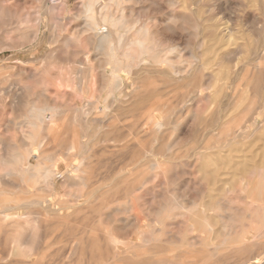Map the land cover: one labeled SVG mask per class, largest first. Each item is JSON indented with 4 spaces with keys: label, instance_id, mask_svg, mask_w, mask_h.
<instances>
[{
    "label": "bare ground",
    "instance_id": "1",
    "mask_svg": "<svg viewBox=\"0 0 264 264\" xmlns=\"http://www.w3.org/2000/svg\"><path fill=\"white\" fill-rule=\"evenodd\" d=\"M82 1H83V3L81 4L82 7L80 6L82 8V11L78 14V16L75 15L81 20V22L76 25H73L72 28H70V34L68 36H65L63 35V33H60L59 32L60 28L54 24L52 26H48V27L46 26L47 30L44 31L42 35L38 34L37 32L34 35H29L28 33H25L24 36L26 42L25 41L24 42L29 43L30 45L37 42L38 47L32 48L31 49L33 51V52L31 51L32 53H34L35 50L36 51L39 50L41 52V50L39 49L40 47L39 45L44 42H46V44L50 45V47L55 50L61 45L70 48V45L72 43L77 44L78 45L77 48L75 47L74 49L73 47H71L74 49L71 52L73 53L74 57L75 56L83 57L84 62L86 64L85 66H82L80 68L81 70L85 71V76L81 81V85L74 84L71 79H69L68 81L58 80V83L57 82L56 83L58 85H64L65 88L72 89L75 92L80 90L86 96H94L96 97L95 100L89 99L84 107H77L71 114L68 112L72 116H70L68 113L63 111L62 107L59 104L57 103L53 104L52 102H50L46 98V95L44 93L41 94L39 93L40 99H38L37 101L34 100L35 98L32 100L29 94L28 96L30 98L27 96L28 98L27 100L18 101L19 98H17V95L19 96L21 94L20 92H19L20 94H18V88L20 86L10 84V78H9L10 72L5 70L3 71V68H1L0 70V127L1 129L3 128L2 133H0V166L1 169H3L2 172H0V230L3 229L1 228L3 226L4 227L13 226L15 228L14 230L13 229L11 230L5 229V230L8 232L11 231L15 232L18 231L19 228L21 227L20 222H22V219L25 220L24 221L25 226L31 224L32 223L31 220L33 219L35 229H37V231H40L43 228L42 226L43 220H41V212L39 213L37 211H34V208H43L46 214H52V215H57L59 213L62 214V212H59V210L70 209L72 206L70 204L71 201L69 202L61 198L54 200L55 193H57L61 189L71 190L70 188H74V187L91 189L92 187H95L97 184L103 186L105 185L107 187L113 185L111 189L116 187L115 189L117 190V192H119L120 190L118 191V189L121 187L120 184L125 183L127 187L126 188L127 191L125 194V201H126L125 212H128L130 210L129 207L131 206L134 210L140 213L141 211H139V205L137 203L138 194L136 193L143 191L152 180L150 177L147 176V173L155 172L158 175H162L165 178L163 182L165 181L169 183L166 177L167 176L166 173L169 171L166 172L164 170V165L166 163L164 164V162L162 161L153 160L149 162L148 167L146 168L144 167L145 168V171L143 169L144 175L140 178H137L134 175V171L135 169L137 170V168H135L132 165V162L135 160V159L133 160V157L135 156L137 151L138 152L140 151L142 153L143 149L144 150L146 149V145L144 141L146 140V138L148 137L149 139L153 138L150 139L152 141V144L158 143L160 138H162V136L167 131L170 132L169 130H172L173 133H175L181 129V127L184 125V123L187 120H189V124H190V120L195 121V119L199 115L198 112L195 111L196 109H194L196 103L195 98L197 95H201L206 103L205 109L207 112L205 113V115L209 114L208 115L210 117L209 127L211 128V143L208 141L206 144H204V146L206 151L212 149V161L209 156V158H207L209 161L207 160L205 161V163L208 164V162H212L214 165V167L212 166L213 168H211L213 169L212 174L211 173L210 174L213 175L212 181L214 180V186H215L214 190L218 191V194L214 196L216 197L218 196L217 197L218 199L215 202V205H213L212 203L209 206V204L207 203L206 205H208L209 207L206 208L204 207L202 202L200 201L195 202L193 200H188L186 199V197H183L184 193L183 194L180 193L182 190L178 192L177 189L173 188V190L175 189V191L173 192L174 200L172 201L174 203L169 204L168 202L165 201L160 203L159 209L154 211V214L156 215L155 217H157L155 223H157L160 226L158 228L157 227L153 228L154 225L157 226V224H154L152 227L153 229L150 228L152 230L151 235L154 234L153 239L161 240V237L165 233V222L167 220H170L176 224L181 217L184 218L183 216L187 215L188 229L191 230L194 233V235L191 237L185 236L183 239L186 242V244H192L193 249L183 250L182 252L183 254L181 253V256L178 257L175 256L172 259H170L169 257L170 260L168 258L167 260H155L153 256V252H151L150 250L144 251L145 249L144 247H143L144 249L141 248L139 249V251H137L138 249L135 250V248L132 251V247H138V248L142 247L141 243L132 240H127L124 236L112 232L110 226L111 224H114L117 221V219L112 218L111 215L106 216L108 218V223H109V225L106 227L101 226L102 224L101 221L98 225L96 222H94L93 225L92 224L86 225L84 226V228L81 225L82 228H80L81 231L80 233H83V235H81V238L79 240H76L75 242L73 239H71L73 240L72 242H74L73 244L69 243L70 245L68 247L66 245H61V247L59 246L58 249L61 251L63 248L66 249L69 248L68 251L70 252L66 253L67 255H65V257L67 256L69 259L72 258L73 255L75 257V255L79 253L78 250L91 251L93 249H96L97 251V249H104L110 256L111 254L115 253L113 257H115L116 259H120V257L124 254L125 255L129 254L128 256L130 258V262L128 261L129 262L128 264H203V258L205 256H203L204 251L202 250V248L204 249L207 248L197 247V245L198 243H202L205 240V237L203 236L204 232L210 233L211 231H213L212 234L214 233L213 221L211 220L212 214L214 213L220 219V222L222 224L221 228L223 230H222V234L220 235H222L223 238L220 241L221 245H225L226 242L235 241V244H239L242 246V245H247L248 243L250 244L251 242L254 243V246L251 245L249 249L254 250L255 247H257L258 249L257 251H254V253L251 252L250 256L240 258V260L237 261L235 264H252L253 260L255 261L256 264H264V162L258 161L254 163L255 160L252 162L246 160L238 162V161H234L233 159L236 158V156L233 155V153L235 152L237 153L240 152L241 154H243L242 158L243 159L246 158L247 157V154L245 153L246 150H244L242 147L250 139L256 138L257 135L260 132H262V130L264 129V111H263L264 98L263 99L259 98L261 84L264 81L263 58L260 56L261 57L260 59L256 58L254 60L255 57L251 56L250 59L245 60L243 64L244 65L243 68L240 67L239 64L231 62L232 57L229 53L226 55H224L223 53L224 58H222V62L216 61L212 64L213 61H210L211 59L204 61L202 58H200L199 52H197L191 55V58L196 60V63L194 64L197 65L195 66L193 64V66L191 65L189 68V66L186 65L187 62L185 61V59H182V54H181L182 49L180 48V43L174 40V37H176L175 34L190 30L189 27L184 22L186 18L188 19L186 13L184 14L181 13V15L178 14L169 15L164 20H160L161 18L160 19L152 18L147 22H138L137 20H135V13L133 8H131L129 5V3H131L132 1L136 2V0H82ZM141 2H144V0ZM178 4H183V6H185L187 9H191L192 7L191 6L192 3H190V0H170L168 2V5L170 7H174L175 5ZM219 4H220V0H219ZM221 9L222 8L220 7V10ZM231 10L233 11V9ZM228 11L231 12L230 10ZM222 14H226V12L225 13L222 12ZM227 17H231V15ZM232 20L230 19V21ZM192 27H195L197 29V32L201 30V25L197 22L192 23ZM17 28L18 30H20L22 29V26L19 25L17 26ZM228 35L229 37H232L233 32H229ZM179 37L181 38V36ZM193 37L196 38L195 36ZM204 40L199 41V45H198L199 49L205 48L206 43ZM180 41H183V39ZM25 43H22L20 46L26 47ZM31 52L29 53L31 54ZM62 53L63 52L61 50V53L59 54ZM56 54L57 53L55 52V55ZM40 62H42V60ZM75 62H77V60H75ZM226 63H228V65L223 70L220 66ZM188 64L190 65V63ZM210 64L212 65L210 66ZM36 65H35V69H36ZM37 68H39V66ZM206 68L207 70L208 68L211 69V71L205 75L208 76V79L205 80V82L199 84L200 83L199 80L194 77L196 80H198L199 83H197V81L194 82L192 81L189 83L191 89L188 88L190 89L188 95H186L187 94L186 93L183 95L182 98L180 99L177 98L176 102H174L175 104L174 103L170 104L167 102L162 103L160 101L159 98L163 97L166 94L167 95L171 94L172 92L175 91L174 86L176 85L177 82H181L182 80L187 79L191 76L193 77L194 76L192 75L193 72L195 74L202 73L203 70H205ZM241 68L244 69L245 71L244 74H242L243 71ZM39 70L42 71L41 75L43 76L48 74V68L44 69V67L43 68L41 67V69ZM142 73H144V76L147 77L148 79L147 81L145 79L142 80L140 76ZM50 75L52 76V74ZM57 75H59L60 77V73H54L53 76L55 77V79H58ZM138 79H141V81H139ZM131 81H133L132 84L133 88H130ZM245 81H246V85H245L246 89L248 88L247 90L252 92L251 95L252 100L249 102V104L246 107L244 106L245 108H242L241 106L245 98L244 95L248 92V91L245 92V88L243 84V82ZM18 82L20 81H17V83ZM95 84H99V93H100L99 96H95L96 91L94 92V88H93ZM22 92L24 91L22 90ZM182 93L183 92H181V95ZM176 96L177 94H174L173 98H176ZM167 99L168 98H166V100ZM19 102L22 103V109L19 114H16V110H17L16 108L18 107ZM8 108L11 109V114H12L11 117L6 116V111L8 110ZM191 127L192 126L188 128L190 129ZM203 127L206 128L207 126H203ZM188 128L186 127V129ZM203 129H201V131ZM10 130L14 131V133H17L16 138H18V140L20 141L19 144L11 143L12 141H10V138L7 135V132H9ZM205 130H203L202 132H205ZM185 133H184V137L186 138ZM169 139H171V137H169ZM256 141L258 142V140ZM164 143L165 142L163 141L162 145L165 146ZM190 145H188V147ZM53 146L54 147L56 146V148L62 150L61 153L55 154L53 152L54 154H52L51 150L54 151V149L51 150L49 149L50 147ZM166 147H167V152L164 153V156L165 157L169 156V158L172 159L174 155L178 153L177 151L176 153L174 151V148L177 147V142L169 143L166 145ZM188 147L186 148L188 149ZM57 150L58 149H56V151ZM179 150L182 151L181 149ZM119 152H123V153L128 152L129 154V158L127 162L125 161L126 163L125 166L122 165V168L120 170L116 171L112 175L109 174L108 178H106L107 174L105 175L106 176L105 178L103 179L100 178L99 177L101 173L100 169L101 167H103L101 165L102 163L101 156L107 157L108 156L107 154H109L108 162L109 161L112 162V158L114 157V155ZM256 152L258 153V151ZM204 154L206 153L205 152L198 153L196 159L194 160L193 158L195 156H192L190 153L189 158L192 159V163H193L198 161L200 157L203 158ZM124 157L127 158V156ZM256 158L259 159L258 157ZM105 161L106 160H104L103 163H105ZM167 165L166 168L168 169ZM175 165L176 164H174V167ZM192 165L193 167L191 168L196 167V170L194 169L195 170L194 174L200 172L201 168L199 169L197 168L196 166L197 162L193 163ZM229 167L233 168L231 172L230 170L223 172L225 168L228 169ZM116 168L118 169L119 167ZM107 169L105 166L104 170ZM180 169L182 173L183 169L182 168ZM104 172L107 173V171ZM206 174L205 173L203 174V178L207 180ZM251 176L252 179H250ZM175 178H177L176 175ZM190 180H188V182L186 183L189 184ZM196 182L198 181H195V184ZM118 185L119 188L117 189ZM162 185L163 184H161V186ZM172 185H174V183ZM185 185L183 186L185 187ZM184 187L183 190H185ZM108 189L110 190V188ZM115 189L114 192H116ZM34 192H37L35 197L26 195L28 193H34ZM22 193H25V195H22L20 197L19 195ZM169 193H172L171 190ZM108 194L110 196V193ZM158 195L160 194L158 193ZM80 196L81 195H78L77 193L71 194V197L75 200L77 199V201L79 200ZM214 196H212L213 199H215ZM227 196L230 197L227 198ZM232 196L235 197L240 203H243L244 208H242L243 209L242 211L240 209L239 210L235 209L233 206L228 207L226 205V203L229 201V200L227 201V199H230ZM91 198H92L91 196H87L86 201H90V203L92 204ZM102 198H105V196H103ZM110 200H107L108 206L106 205L105 207L104 205L105 208L110 207L109 205L111 202ZM210 201L213 200L211 199ZM148 202L150 201L148 200ZM235 203L237 204V202ZM145 208H147V205L145 206ZM22 209L28 211L23 212L21 211ZM98 211H101V208L98 209ZM65 215L69 217L70 214L69 212H66ZM84 217L86 219V216ZM30 218L32 219L30 220ZM76 218H78V216ZM52 220L49 218V220L46 221L52 222ZM79 221L81 222V220ZM65 222L67 223V221ZM123 222H124V226L132 225V224L134 225V218L131 215L127 216V218L125 219L123 218ZM68 223L69 225L67 224L65 225H67L68 227L72 226V224H70V221ZM50 225L48 227L47 224H44V227L49 229L51 228ZM55 227L51 229L54 230ZM72 228H74L77 234V229L79 227L72 226ZM6 231H1L0 233L2 232L5 233ZM19 231L18 233L20 234ZM69 231H67V233ZM43 232H45L44 229ZM43 232L40 233H42V235H45L46 232L45 234H43ZM142 233L143 231L139 229L138 234L140 235L141 238L144 235ZM217 233L219 234L218 231ZM6 234L8 235V233H5V235ZM62 234L63 233H61L60 235ZM42 235L39 234L38 236L40 240L39 238L36 239L37 241H40V243L42 242V240H44ZM175 236L176 235L170 237L169 239L174 241ZM15 238L16 236H14V241L17 239ZM27 238L28 240L25 239L26 241L24 240L17 241L18 246L19 247L24 246L25 253H37L38 245L32 243L31 240H29V237ZM44 238L46 239L48 237L44 236ZM212 239L213 238H211V241ZM6 241L8 243H11L8 240ZM46 241L48 240L46 239ZM49 242H51V239L49 240ZM164 242H166V240ZM62 244H64V242ZM45 245H47L46 247H48L49 243L47 242V244L45 243ZM228 247H230V245ZM150 248L155 249L156 247L154 248L151 246L148 249ZM165 248L166 247H164V249ZM217 248H215V250ZM171 249L174 250V247ZM76 250L78 253L76 252V254H74ZM111 251H113V253H110ZM45 252L47 253V251ZM48 252H50V250H48ZM102 252L103 251L101 250V253L100 252L99 253L102 255L105 254L104 252L103 253ZM209 252L211 251L209 250ZM9 253L10 252H8L7 254L9 255ZM40 254L41 253H39V255ZM44 254L43 257H46L48 259V257L45 256ZM60 254H62V256ZM60 254L59 257L63 258V253ZM85 255L87 256V254ZM81 256L84 258L86 257L84 256V253L81 254ZM233 256L235 257V255ZM90 257H92V255ZM49 258H51V256ZM106 259L108 260V258ZM226 259L224 260L226 261ZM47 261H50V259H48ZM69 261L70 260H68V262ZM73 261L71 260L70 262L73 264ZM81 262L85 263L83 259L81 260ZM217 262L219 261L217 260ZM217 262L215 264H217ZM232 262H230V264ZM27 263L37 264L36 262H27ZM42 263L44 264V260ZM95 263L97 264L96 261H94L93 264ZM75 264H79V263H75ZM115 264L118 263L115 262Z\"/></svg>",
    "mask_w": 264,
    "mask_h": 264
},
{
    "label": "rangeland",
    "instance_id": "2",
    "mask_svg": "<svg viewBox=\"0 0 264 264\" xmlns=\"http://www.w3.org/2000/svg\"><path fill=\"white\" fill-rule=\"evenodd\" d=\"M141 1H143V0H136V2L132 1L131 3H129L130 7L133 8V10H134L135 20H137L138 22H147L152 18H155V19L161 18L160 20H164L169 15H173V14H178V15H181V13L187 14L188 19L186 18L187 21L185 20L184 22L189 27L190 30L175 34L176 37H174V40L176 42L180 43V48L182 49L181 50L182 59H185V61L187 62L186 65L189 66V68L191 65L193 66V64L196 63V60L192 59L191 55L193 53H197V52H199L200 58H202L204 61L211 59L210 61H213L212 64L216 61L222 62V58H224V55L229 53L232 57L231 62L237 63V64H239L240 67H243V68H244L243 64H244L245 60L250 59L251 56L255 57L254 60L256 58L260 59L261 57L264 60V31H263L264 30V0H220V4H219V0H190V3H192L191 9H187L185 6H183V4H178V5H175L174 7H170L168 5V2L170 0H144V2H141ZM82 3H83L82 0H0V70H1V68H3V71L5 70V71L10 72L9 73L10 84L20 86L18 88V94H20V93L21 94L19 96L17 95V98H19L18 101L19 100L20 101L27 100L28 94H29V96H31L32 100L35 98L34 100L37 101L38 99H40L39 95L41 93H44L46 95V98L50 102H52L53 104L54 103L59 104L62 107L63 111H65L66 113L69 112L71 114L77 107H84L89 99H91V100L96 99V97H94V96H86L80 90L75 92L72 89L65 88L64 85H58L57 84L58 80L68 81L69 79H71L74 84H80L81 85V81L83 80V78L85 76V71L81 70L80 68L82 66H85L86 64L84 62L83 57H76V56L74 57L73 53L71 52L75 49V47L76 48L78 47L77 44L72 43L70 45V48L66 47L64 45H61L58 48H56V50H55V49H52L50 47V45L46 44V42H44V43H41L39 45L41 47V48L39 47L41 52L39 50H37V51L35 50V52L32 53L33 51L31 49L34 47H38L37 42H35L31 45L29 43H25L26 42L25 41L26 39L24 36L25 33H28L29 35H34L37 32L38 34L42 35L44 33V31L47 30L46 26L48 27V26H52L54 24L60 28V31H59L60 33H63V35L68 36L70 34V28H72L73 25H76V24L81 22V20L78 17H76L75 15L78 16V14L82 11V8H81ZM152 4H153V7H152ZM223 5L225 6L226 9L224 8ZM220 7L222 8L221 10H220ZM166 8H168V9H166ZM230 8L233 9V11H235V12H233ZM228 10H230L231 12H229ZM1 11H3V12H1ZM222 12L223 13L226 12V14H222ZM230 15H231V17H227ZM249 16H251V17H249ZM189 17H190V19H189ZM229 18L231 20L233 19L234 21L233 20L230 21ZM33 20H34V22H33ZM60 20H61V22H60ZM196 22L201 25V30L199 32H197V29L195 27H192V23H196ZM227 22H229V23H227ZM38 23L40 26L38 25ZM18 24L20 26H22L23 31H22V29L18 30V28H17V26H19ZM249 24H251V25H249ZM246 25H248V26H246ZM226 26H228L229 28ZM215 27H216L217 31L215 30ZM225 29H226V31H225ZM235 31H236V33H235ZM224 32L227 35H225ZM229 32H233L232 37H229V35H228ZM186 34H188V35H186ZM196 34H198V35H196ZM177 35L181 36V38ZM3 36H5V37H3ZM193 36H195L196 38H194ZM175 38H177V39H175ZM182 39H183V41H180ZM204 39H206V40H204ZM200 40L205 41V43H206L205 48H201V49L198 48ZM256 40H258V41H256ZM22 43H25L26 47L20 46ZM241 46H244L245 48L241 47ZM71 47H73L74 49ZM253 47H254V50H253ZM46 48H48V49H46ZM61 50L63 53L59 54V53H61ZM260 50H261V53H260ZM19 52L20 53L22 52V53L20 54ZM29 52H31V54ZM55 52L57 53L56 55H55ZM189 52H191V53H189ZM202 52H203V54H202ZM223 53H224V55H223ZM58 55H60V56H58ZM37 60H39V61H37ZM41 60L43 63L40 62ZM75 60H77V62H75ZM238 60H239V62H238ZM79 63H80V65H79ZM188 63H190V65ZM212 64H210V66ZM35 65H36V69H35ZM194 65L196 66L197 64H194ZM227 65H228V63L221 65L220 67L224 70L227 67ZM38 66H39V68H37ZM41 67L42 68L44 67V69L48 68V74L46 72L47 75H45V76L41 75L42 71L39 70V69H41ZM59 71H62V72H59ZM75 71H76V73H75ZM210 71H211L210 68H208V70L206 68L205 70H203L202 73H199V74H195L193 72V74H192V75H194L193 77L191 76L187 79H184L185 81L182 80L181 82L176 83V85L174 86L175 87V91H174L175 93L172 92L171 94L164 95L163 97L159 98L160 101L162 103L167 102V103L171 104V103L176 102L177 98L178 99L182 98L184 94L187 93L186 95H188V93L190 92V89H191L189 86V83L192 81L193 82L197 81V83L200 82L199 84L205 82V80L208 79V76H205V75ZM242 71H243L242 74H244V72H245L244 69H242ZM54 73H60V77H59V75H57L58 79H55V77L53 76ZM50 74H52V76ZM140 76H141L142 80H144V79L146 81L148 80L147 77L144 76V73H142ZM194 77L197 78L199 80V82ZM198 77H200V78H198ZM24 80H26V81H24ZM138 80L141 81V79H138ZM17 81H20V82L17 83ZM132 84H133V81H131V87L130 88H133ZM243 84H244L245 92L248 91L244 95L246 100L244 98L243 104L241 106L242 108H245L249 104V102L252 100V97H251L252 92L247 90L248 88L246 89V86H245L246 81L243 82ZM180 85H182V86H180ZM263 86H264V81L262 82L261 88H260V95H259L260 99L264 98V87ZM93 88H94V92L96 91L95 96H99L100 95L99 84H95ZM188 88H190V89H188ZM21 89L24 92H22ZM28 91H30V92H28ZM181 92H183L182 95H181ZM248 93H249V95H248ZM174 94H177L176 98H173ZM166 98H168V99L166 100ZM169 98H170V100H169ZM172 100H174V101H172ZM163 101H165V102H163ZM195 101H196V103H195L194 109H196L195 111H197L199 114L198 117L195 119V121L190 120V124H189V120H187L184 123V125L181 127V129L175 133H173L172 130H169L170 132L167 131L165 133L166 135L164 134L163 135L164 137L162 136L163 139L160 138L158 143L152 144V141L150 139H153V138H150V139H149V137L146 138V140H144L145 145H146V149L145 150L143 149L142 153L140 151L139 152L137 151L135 156L133 157V160L135 159L133 162H136V163L132 162V165L135 168H137V170L135 169V171H134L135 177H137V178L142 177L144 175L145 168L149 166L148 165L149 162H151L153 160H158V161L164 162V164L166 163L164 165V170L166 172L169 171L166 173V175H167L166 177H167V181H169V183H171V184H169L165 181L163 182V180H165V178L162 175H158L155 172L147 173V176L150 177L152 180L150 181L148 186L143 191L136 193V194H138V197H137L138 200L137 199L136 200H137V203L139 205V211H141L140 213L138 211L134 210L131 206H130L131 208L129 207L130 210L128 212H125V210H126L125 194L127 191V189H126L127 187H126L125 183H121L120 188H119V185L117 186V189L119 188L118 191L120 190L119 192H117V190L115 189L116 187L111 189V187L113 185L107 187L105 185L103 186V185H98V184L95 187H92L91 189L75 188V187L70 188L71 190L61 189L57 193L54 194L55 195L54 200L61 198V199H64L66 201H69V202L71 201L70 204L72 206L70 209L59 210V212H62V214L59 213L57 215L46 214V212L43 208H34V211H37L39 213L41 212V220H43L42 221L43 228L41 229L42 231L41 230L37 231V229H35V225L33 223L32 218H30V220L32 219L31 220L32 223L27 225V226H25V223H24L25 220L22 219L23 223L20 222L21 227L20 228L18 227L19 230H21V231L18 230L20 232V234L18 233V231H15L18 234L13 232V231H11V232L6 231V230H11V229L14 230L15 228L13 226L1 227L3 229H1L0 232L6 231L5 233H8V235L7 234L5 235V233H3V232L0 233V264H14L16 261H17L16 262L17 264H20V263L24 264L26 261L27 262H36L37 264H43L42 263L43 260H44V264H46V263L47 264H70L71 263L70 261L71 260L73 261V259H74L73 264H75V263L93 264L94 261H96L97 264H112V263L115 264V262L118 264H123V263L128 264L130 262V258L128 256L129 254L128 255H125V254L122 255L120 257V259H121L120 260V259H116L115 257H113L115 254V253H113V251L110 252V253H113L110 256V255H108L106 250L97 249V251H99L100 253L102 250L105 254L108 255L107 256L105 254H103V255L100 254L99 252L96 251V249H93L91 251L90 250H86V251L85 250H83V251L78 250L79 253L82 252L80 254L76 250L74 254H76V252L78 254H76L75 257L73 255L72 258L69 259L67 256L65 257V255H67L66 253L70 252V251H68L69 248H67V249L63 248L61 251L58 249L59 246L61 247V245H66L68 247L70 245L69 243L73 244L76 240H79L81 238V235H83V233H80L81 232L80 228H82V226L84 228V226H86V225H90V224L93 225L94 222H96L98 225L100 223V221L102 223L101 226H104V227L108 226L109 225L108 218L106 217L108 215H111L112 218L117 219V221L114 224H111V226H110L112 232L124 236L127 240H132V241L141 243L142 247H140V248L132 247V251L134 250V248H135V250L138 249L137 251H139V249L144 247L145 248V249L143 248L144 251L150 250L151 252H153V256H154L155 260H167V258L169 259V257H170V259H172L175 256H177V257L181 256V253L183 252V250H189V249L192 250L193 249L192 244H186V242L183 239L185 236L191 237L194 235V233L188 229V226H187V219H188L187 217L188 216L187 215L186 216L184 215L183 216L184 218L181 217L180 220L176 224L170 220H167L165 222V233L161 237V240L153 239L154 234L151 235L152 230L150 228H152L154 224H157V223H155L157 220V217H155L156 215L154 214V211L159 209L160 203H162L164 201L168 202L169 204L174 203L172 201L174 200L173 199V192L175 191V189H177L178 192L182 190L183 192L181 191L180 193L181 194L184 193L183 197H186V199H188V200H193L195 202H197V201L202 202V204L206 208H208L212 203H213V205H215V202L218 199L217 198L218 196L217 197L214 196V195L218 194V191L214 190V187H215L214 186V180L212 181L213 175H211L212 171H213V169H211V168H213L214 165L212 162H208V164L205 163V161L208 160L207 158H209V156H210L211 161H212V149L206 151L205 146H204V144H206L208 141L211 143V128L209 127L210 126V117L208 116L209 114L205 115V113L207 111L205 109L206 103H205V100L203 99V97L201 95H197L195 98ZM203 106H204V108H203ZM16 109H17L16 114H19L21 109H22V103L21 102H19V105ZM263 111H264V109H263ZM11 115H12L11 109L8 108V110L6 111V116L11 117ZM70 116H72V115H70ZM189 125L192 126L190 129L188 128V127H190ZM203 126H207V127L205 128ZM186 127L188 129H186ZM199 129H200V131H199ZM201 129H203V130L206 129V130H205V132H202L203 130L201 131ZM2 130H3V128L1 129V127H0V133H2ZM187 132H188V134H187ZM168 133H170V134H168ZM184 133L186 134L185 135L186 138L184 137ZM200 133H201V135H200ZM7 135L9 136L10 141H12L11 143H14V144L20 143L18 138H16L17 133H14V131L10 130L9 132H7ZM201 136H202V138H201ZM263 136H264V129L262 130V132H260L257 135L256 138L250 139L242 147L244 150H246L245 153L247 154V157L243 159L242 158L243 154H241L240 152H238V153L235 152V153H233V155L236 156V158H233L234 161L240 162V161L246 160V161L252 162L255 160L254 163H256L258 161L264 162V155H263V153H264V137ZM169 137H171V139H169ZM258 137H260V138H258ZM165 140H168V141H165ZM256 140H258V142ZM163 141L165 142L164 143L165 146L162 145ZM173 142H177V147L174 148L175 153H176V151L179 153V151H180L179 149H181L183 152L184 151L185 152L183 153L182 151H180L179 154L176 153V155H174V157L171 159V158H169V156L165 157L164 153L167 152L166 145L169 143H173ZM188 145H190L189 146L190 148L188 147ZM183 146H184V148H183ZM53 147H50V149H49V150L54 149V151L51 150L52 154L61 153L62 150H60L59 148H56V146L54 148ZM149 147H151V148H149ZM186 147H188V149ZM262 147H263V149H262ZM56 149H58V150L56 151ZM191 149H193V150H191ZM147 150L149 151V153ZM248 150H249V153H248ZM256 151H258V153ZM200 152H205L206 154H204L203 158L200 157L198 159V161H196L197 162L196 166L198 169L201 168L202 170L203 169L204 170L202 171L200 169V172L194 174L196 167L195 168H191V167H193L192 164L196 163V162L192 163V159L189 158V155L191 153L192 156H195L193 158L195 160L197 157V154ZM124 153L119 152V153L115 154L114 157L112 158V162H110V161L108 162L109 154H107L108 155L107 157L101 156V160H102L101 165L103 167H101V169H100L101 173H100L99 177L103 179L107 176L106 178H108L109 174L112 175L116 171L120 170L122 168V165L125 166V164H126L125 161L127 162L128 158H129V154H128V152H126L125 154ZM160 153H161V155H160ZM245 153H244V155H245ZM143 154H144V156H143ZM124 156H127V158ZM142 156H143V158H142ZM249 157L251 160L249 159ZM253 157H255V158H253ZM256 157H258L259 159H257ZM185 159H187V160H185ZM104 160H106L105 163H103ZM113 160H114V162H113ZM121 161H123V162H121ZM184 161L187 163H185ZM110 163H112V164H110ZM120 163H121V165H120ZM211 163H212V165H211ZM174 164H176L175 167H177V168L174 167ZM166 165L168 166V169L166 168ZM182 165H183V167H182ZM105 166H106V169L108 168L107 170H104ZM204 166H205V168L208 167V168H206V171H205ZM116 167H119V168L117 169ZM180 168L183 169L182 173H181ZM143 169H144V171H143ZM226 169L227 168H225L223 170V172H226L228 170H230V172H231L233 170L232 167L231 168L229 167L227 170ZM2 170L3 169H1V166H0V172H2ZM103 170L107 171V173H105ZM203 172L205 174L207 173L206 174L207 180H209V181H207L205 178H203V174H204ZM175 175L177 178H175ZM193 179H194V182H193ZM250 179H252V176L250 177ZM188 180H190L189 184L186 183V182H188ZM195 181H198V182H196V184H195ZM160 182H161V184H163L162 186H161ZM176 182H177V184H176ZM173 183H174V185H172ZM192 183H193V185H192ZM183 185H185V187ZM192 186H193V188H192ZM183 187L185 188V190H183ZM108 188H110V190ZM150 188H153V189H150ZM173 188H175V189L173 190ZM114 189L116 192H114ZM164 189L167 191H165ZM191 189H193V190H191ZM153 190H155V191H153ZM170 190L172 193H169ZM86 191H87V193H86ZM98 192H100L101 194ZM74 193L81 195L79 197L78 201H77V199L75 200L71 197V194H74ZM108 193H110V196ZM158 193L160 195H158ZM36 194H37V192L28 193L26 195L31 196V197H35ZM22 195H25V193H22L19 196L21 197ZM122 195H123V197H122ZM87 196L92 197L91 198L92 204L90 203V201H86ZM103 196H105V198H102ZM153 196H154V198H153ZM201 196H202V198H201ZM212 196H214L215 199H213ZM228 197H230V196H227V198ZM143 198L145 199V201ZM197 198H198V200H197ZM211 199L213 201H210ZM107 200L111 201L109 204L110 205L109 208L108 207L105 208L106 205L108 206ZM148 200L150 202H148ZM157 201H158V203H157ZM227 201L229 202V203L228 202L226 203V205L228 207L233 206L235 209H238V210L240 209L241 211L243 210L242 208H244L243 203H240L233 196L230 199H227ZM170 202H172V203H170ZM233 202L234 203L237 202V204L236 203L234 204ZM207 203L209 204V206L206 205ZM104 205H105V207H104ZM146 205H147V208H145ZM237 205L239 208L237 207ZM100 208H101V211H98V209H100ZM21 211L25 212L28 210L22 209ZM66 212H69V214L71 216L69 215V217H67V215H65ZM46 215L48 217L50 215L49 218L51 220L52 219H54V220H52V222L46 221V220H49V218ZM58 215H60V216H58ZM130 215L134 218V225L132 224V225L124 226L123 218L125 219V218H127V216H130ZM51 216H52V218H51ZM77 216L79 219L76 218ZM84 216H86V219ZM90 216H92V217H90ZM214 216H216V215L213 213L211 220L213 221L214 233L212 234L213 231H211L210 233L204 232L203 236L205 237V240L202 243H198V245H197V247H201V248L206 247L207 248V249L202 248V250L204 251L203 256H205L203 258V264H215L217 262V260L219 261V262H217V264H219V263L230 264V262H232L233 260L234 261L236 260L235 262L234 261L232 262L233 264H235L237 261L240 260V258L250 256L251 252L254 253V251L258 250L257 247H255L254 250L249 249V247L251 245L254 246V243H251V242H250V244L248 243L247 245H242V246L239 244H235V241L226 242L225 243L226 246L221 245L220 241L223 238V236L220 235V234H222V230H223L221 228L222 224L220 222V219L217 216L216 217H214ZM45 218H48V219H45ZM153 218H156V219H153ZM214 218L216 220L217 219L218 220L216 221ZM183 219H184V221H183ZM79 220H81V222ZM45 221L48 223H46ZM65 221H67V223ZM69 221L73 227H77V226L79 227L77 229V234H76V231L74 230V228H72V226H69L70 228L67 226V225H69V223H68ZM54 223H57V224H54ZM59 223H61V224H59ZM171 223H173V224H171ZM219 223H220V226H219ZM44 224H47L48 227L50 225L52 229L55 226H57V227H55L54 230H52L51 228H49V229L45 228ZM65 224H67V225H65ZM178 224H179V226H178ZM180 224H181V226H180ZM52 225H53V227H52ZM75 225H77V226H75ZM114 225H116V226H114ZM159 226L160 225L157 224V226L154 225L153 228H155V227L158 228ZM120 227H122V228H120ZM179 228H180V230H179ZM182 228H184V229H182ZM43 229L46 232V234H45V232H43ZM139 229L143 231L142 234H144V235L142 238L138 234ZM58 230H60L61 232ZM66 230L67 231L70 230L68 232L69 234L67 233ZM217 231L219 232V234L217 233ZM40 232H43V234H45V235H42V233H40ZM59 232H60V234L61 233H63V234L60 235ZM70 233H71V235H70ZM10 234H12V235H10ZM39 234L42 235L43 239H44V240H42V238H41V240H42L41 243H40V241L36 240L39 238L38 237ZM74 234H75V236H74ZM168 234H169V237H168ZM174 235H176L174 238V241L170 240L169 238L174 236ZM207 235H208V237H207ZM14 236H16V238H17V239L15 238L16 239L15 241H14ZM44 236L48 237V238H46L48 241H46ZM27 237H29V240H31L32 243H34L35 245H38L37 246V253H25V247L24 246L23 247L18 246L17 241H19V240L26 241V240H28ZM51 237H53V238H51ZM71 237H73V238H71ZM49 238L51 239V242H49V240H50ZM211 238H213L212 241H211ZM32 239H34L36 242ZM65 239H67L68 241ZM71 239H73L74 242H72L73 240H71ZM179 239H180V241H179ZM6 240H8L9 242H11L13 244L8 243ZM39 240H40V238H39ZM153 240H155V241H153ZM165 240H166V242H164ZM43 241H44V243H43ZM47 242L49 243L48 247H46L47 245H45V243L47 244ZM63 242H64V244H62ZM155 244L158 246H156ZM179 245L181 246V248ZM229 245H230V247H228ZM148 246L149 247L152 246V247H154V248L156 247V248L155 249H153V248L148 249L149 248ZM217 246H218V248H217ZM164 247H166V248L164 249ZM173 247H174V250L171 249ZM215 248H217V249L215 250ZM48 250H50V252H48ZM152 250H155V251H152ZM209 250L211 252H209ZM45 251H47V253L49 255ZM92 251H94V252H92ZM8 252H10L9 255L7 254ZM39 253H41V254L39 255ZM60 253H63V258L59 257L60 255L62 256V254H60ZM83 253H84V256H86L85 254H87V256L85 258L82 257L83 255L81 256V254H83ZM43 254L45 256H47L48 259H50V261H47L48 259L46 257H43ZM90 254L92 255V257H90L91 256ZM206 254H208V255H206ZM214 255H216V256H214ZM225 255H226L227 259H226ZM233 255H235V257ZM50 256H51V258H49ZM39 257L42 261L39 259ZM219 257H222V258H219ZM33 258L35 259V261ZM36 258H37V260H36ZM106 258H108V260ZM110 258H112V259H110ZM65 259H67V260H65ZM75 259H76V261H75ZM79 259H81V260L83 259V261H85V263L84 262L82 263L81 260H79ZM224 259H226V261ZM61 260H63V261H61ZM68 260H70L69 261L70 263L68 262ZM210 260H211V262H210ZM222 260H224V261H222ZM212 261H213V263H212ZM27 262L25 264H28ZM29 264H32V263H29ZM252 264H256L254 260L252 261Z\"/></svg>",
    "mask_w": 264,
    "mask_h": 264
}]
</instances>
